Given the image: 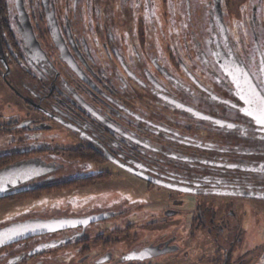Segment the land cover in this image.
<instances>
[{
  "label": "flooded vegetation",
  "instance_id": "flooded-vegetation-1",
  "mask_svg": "<svg viewBox=\"0 0 264 264\" xmlns=\"http://www.w3.org/2000/svg\"><path fill=\"white\" fill-rule=\"evenodd\" d=\"M261 106L264 0H0V170L42 171L0 198L36 205L0 228L67 220L0 264H199L204 238L242 264ZM138 219L157 236L125 247Z\"/></svg>",
  "mask_w": 264,
  "mask_h": 264
},
{
  "label": "rangeland",
  "instance_id": "rangeland-1",
  "mask_svg": "<svg viewBox=\"0 0 264 264\" xmlns=\"http://www.w3.org/2000/svg\"><path fill=\"white\" fill-rule=\"evenodd\" d=\"M17 199H20V198L19 197L10 198L7 201H3V203L0 204V221L12 219L14 217L21 215L23 212H26L36 207L35 202H32L31 199H28V198L20 199V200H17ZM46 204H47V201L41 203L39 207H42L43 205H46ZM261 206L262 207L258 209L257 212L250 213L249 219L244 228V231L246 230V233L244 235L242 247L239 252L254 253L253 256L250 254L246 256V260L243 262L244 264H256L254 257H255V254H259V252H257L256 250L264 249V203H261ZM143 221L144 219H138L137 224L140 223L141 225L140 227H142V229L137 230V224H136V228L134 231L137 232V235L136 237L133 238L132 235L134 234V231H131L130 233L131 237H129L130 241H128L125 247H129L135 242L147 243L157 236V235L150 233L149 231H145L147 229L145 228V226L142 225ZM122 239L123 238H121V240ZM203 242H205L206 244H204ZM208 242L209 240L204 238V241H202L200 245L202 248L200 246L195 247L193 250L194 252L190 254V260L198 259L199 264H219L220 261H222L221 255L216 254L214 256L213 249L207 245ZM178 244L182 246V242L180 240H178ZM121 246H122V243H121ZM239 252H236V254L233 255L232 260L234 259L237 261L238 258L240 259ZM190 264H193V263H190Z\"/></svg>",
  "mask_w": 264,
  "mask_h": 264
},
{
  "label": "water",
  "instance_id": "water-1",
  "mask_svg": "<svg viewBox=\"0 0 264 264\" xmlns=\"http://www.w3.org/2000/svg\"><path fill=\"white\" fill-rule=\"evenodd\" d=\"M41 172L39 168L37 169L34 165L30 166V164H22L0 170V198L35 189L36 185L15 186L41 175ZM65 221L67 222L65 219H38L10 224L0 228V245L41 232L43 229L51 228V226L62 224Z\"/></svg>",
  "mask_w": 264,
  "mask_h": 264
},
{
  "label": "snow or ice",
  "instance_id": "snow-or-ice-1",
  "mask_svg": "<svg viewBox=\"0 0 264 264\" xmlns=\"http://www.w3.org/2000/svg\"><path fill=\"white\" fill-rule=\"evenodd\" d=\"M249 103H252V101L250 100ZM249 115H252V113L250 112ZM254 118L258 124L264 125V106L258 109V114Z\"/></svg>",
  "mask_w": 264,
  "mask_h": 264
}]
</instances>
